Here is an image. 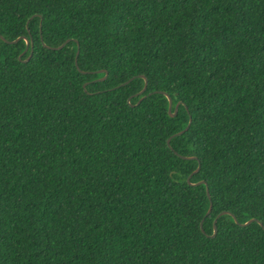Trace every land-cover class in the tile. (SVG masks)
Instances as JSON below:
<instances>
[{
    "label": "trees",
    "instance_id": "obj_1",
    "mask_svg": "<svg viewBox=\"0 0 264 264\" xmlns=\"http://www.w3.org/2000/svg\"><path fill=\"white\" fill-rule=\"evenodd\" d=\"M0 264H264V0H0Z\"/></svg>",
    "mask_w": 264,
    "mask_h": 264
},
{
    "label": "water",
    "instance_id": "obj_2",
    "mask_svg": "<svg viewBox=\"0 0 264 264\" xmlns=\"http://www.w3.org/2000/svg\"><path fill=\"white\" fill-rule=\"evenodd\" d=\"M1 38H2V37H1ZM2 39H3V38H2ZM19 39H21V38H18L17 40H15V41H13V42H10V43H15V42H17ZM23 39L26 41V49H25V51L22 53V55H23V54L26 52V50L28 49V42H27V40H26L25 38H23ZM68 42H70V39L66 40V41H65L62 45H60L59 47L51 48V49H52V50H60V49H62V48L68 43ZM78 55H79V46H78V49H77V52H76V56H75V65H76V66H77V58H78ZM30 56H31V53H30L29 57H28L24 62L28 61L29 58H30ZM100 72H101V71H100ZM105 77H106V76H105ZM105 77H104V78H105ZM139 77H140V78H144L143 76H139ZM104 78H103V79H104ZM103 79H101V80H103ZM144 80H145L144 87L142 88V90H141L139 93H137V94L134 95V96H141V95L145 92V90H146V86H147V80H146V78H144ZM131 81H132V79H129L128 81L124 82V83L121 84L120 86H125V85H127L128 83H130ZM158 93H161V94L165 95V97H167V100H168V114H169L170 117H175V115H176V113H177V110H178L179 103L176 104V106L174 107V110L172 111V109H173L172 99H171L166 93H164V92H158ZM143 98H145V97H143ZM143 98H141V99L137 102V104H139V103L142 101ZM190 124H191V121L188 123V125L185 127L184 130H182V131H180V132H178V133H175V134H173L172 136H170L169 139L167 140V145L170 147V140H171L172 138H174V137H177V136H181V135H183V134L189 129ZM182 158H184V157H182ZM184 159H192V158H184ZM199 169H200V165H198L197 169L193 172V174L197 173V172L199 171ZM189 179H190V177L187 179L188 184H190ZM201 184H205V182H204V181H200V182H198V183H196V184H194V185H201ZM206 193H207L208 198L210 199V195H209L208 187H206ZM211 208H212V203L210 202L209 209H208V211H207V213H206L205 216H207V215L210 214V212H211ZM225 214H228V212H222V213L218 214V215L216 216V218L214 219V221H213V234H212L211 237H214V236L216 235V233H217L216 222H217L218 218H219L220 216H222V215H225ZM231 216L233 217L234 221H235L236 223H238L237 220H236V218L234 217V215H231ZM255 221H256V220H254V219H250L249 221H247V222H245V223H243V224H239V225H240V226H243V227H246V226L250 225L252 222H255ZM202 223H203V220H202V222L200 223V228H201V231L203 232V229H202Z\"/></svg>",
    "mask_w": 264,
    "mask_h": 264
}]
</instances>
